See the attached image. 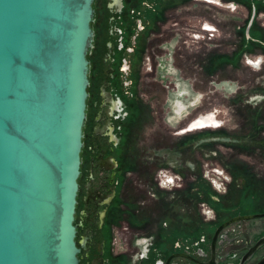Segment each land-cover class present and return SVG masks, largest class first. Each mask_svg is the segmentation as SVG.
<instances>
[{"label":"rangeland","instance_id":"374dc122","mask_svg":"<svg viewBox=\"0 0 264 264\" xmlns=\"http://www.w3.org/2000/svg\"><path fill=\"white\" fill-rule=\"evenodd\" d=\"M124 3L118 25L125 32V48L139 20L146 30L137 39L136 53L120 49L121 41L115 47L112 89L125 107L114 120L117 195L100 206L97 249H83L81 264H94L93 253L101 245L105 264H163L180 248L177 244L208 241L219 224L239 213L264 214V0ZM106 4H94L90 116L108 68L112 38ZM208 23L216 33L196 40ZM123 60L127 75L121 72ZM254 61L257 67L247 64ZM203 115L217 118L218 127L178 135ZM93 122L87 120L85 128L79 242L85 236L87 186L92 177L94 187L102 179L89 159ZM169 179L174 183H166ZM260 222L244 221L227 230L245 233Z\"/></svg>","mask_w":264,"mask_h":264},{"label":"water","instance_id":"95a60500","mask_svg":"<svg viewBox=\"0 0 264 264\" xmlns=\"http://www.w3.org/2000/svg\"><path fill=\"white\" fill-rule=\"evenodd\" d=\"M95 2L0 0V264H81L88 248L77 210Z\"/></svg>","mask_w":264,"mask_h":264},{"label":"flooded vegetation","instance_id":"af4514ba","mask_svg":"<svg viewBox=\"0 0 264 264\" xmlns=\"http://www.w3.org/2000/svg\"><path fill=\"white\" fill-rule=\"evenodd\" d=\"M105 7L106 13H108L107 31L112 38V40L107 42L108 58H106L105 61L108 64V68L105 72L103 84L100 89V100H97L95 103V115L90 116L88 113V121L93 119V125H95L92 130L93 134L89 148V159L92 161V171H101L102 175L100 184L97 187H94L96 179L92 177L91 183L93 185V194H89L87 186L86 195L84 196V204L87 206V209L84 214L85 219L82 226L85 229V236L83 238H88L87 245H89V247L87 250L91 251L92 249H97V244L99 242V232L97 231L101 222L96 217L97 212L102 204L112 202L117 195V192L113 190L116 184L115 179L117 170L120 165L118 162L119 159L114 155L115 146L119 144L115 135V131L118 127L114 120L120 117L117 113L120 112L121 109L123 111L125 107L122 102L117 101L116 94L112 89V81H114L115 76L111 70L112 65L116 62V59L114 58L116 54L115 47L121 41V44H119L120 49H126L130 54L136 53L138 44L137 39L140 34L146 30L143 22L139 20L133 41H131L130 47L126 46L125 48V44L123 43L126 41L125 32L118 25V17L125 8L124 0H107ZM205 26V29L202 30L205 34H197V37H195L196 40L202 39L209 33H216V28H214L212 24L208 23ZM207 27L213 28L214 31L207 30ZM210 36H213V34ZM126 61L127 60H123L124 66L122 65L121 72L127 75L129 66L127 67ZM247 64L250 65L249 62ZM125 79H127V77H125ZM183 109L184 108L181 107L179 111L181 112ZM214 120L215 123H218L217 118H214ZM102 121H105V124H101ZM213 126H216V124H211L209 121L202 119V117H198L191 121V123L184 129H181L178 135H185L190 132L199 131L203 128L216 129L218 127ZM87 196H89L88 202L86 201ZM101 213L102 212L98 214L101 216ZM262 213H264V211H262ZM244 215H261L259 218H252L245 221L260 220L261 222L254 228H245L246 232L240 234H234L227 230L229 227L237 224L234 223L223 229L218 235L215 244L213 243L215 234L221 225L236 217ZM230 220L219 224V226L216 227L212 238H209L208 241L203 239L201 242L195 241L189 243V245L186 243L180 245L177 244L180 248L170 253L163 261V264H264V214H260V212H256L254 215H251L250 212L239 213L238 215L233 216ZM100 228L103 227L100 225ZM87 230H90V236H88ZM203 242L204 244H202ZM102 247L105 249V246L101 245L100 251L98 253H93L95 256L93 259L94 264H100L97 260L101 257L105 260V250ZM102 251L104 252L103 254H101ZM156 262L158 263L159 261L156 260Z\"/></svg>","mask_w":264,"mask_h":264},{"label":"bare ground","instance_id":"6f19581e","mask_svg":"<svg viewBox=\"0 0 264 264\" xmlns=\"http://www.w3.org/2000/svg\"><path fill=\"white\" fill-rule=\"evenodd\" d=\"M207 30H213L211 27H207L206 28ZM214 31V30H213ZM252 66H255L257 67L258 66V62H249ZM215 117L213 116H210V115H207V116H204L202 117V119H204L205 121H209L211 124H215V120H214ZM199 120V119H198ZM211 127V126H210ZM213 127H216V126H213ZM170 182H174L173 180L169 179Z\"/></svg>","mask_w":264,"mask_h":264},{"label":"built area","instance_id":"2783aa9c","mask_svg":"<svg viewBox=\"0 0 264 264\" xmlns=\"http://www.w3.org/2000/svg\"><path fill=\"white\" fill-rule=\"evenodd\" d=\"M163 177H164V179L162 180V185L165 187V175H164ZM166 183L171 184V183H174V182H170V181L168 180ZM210 213H211V212H209V214H210Z\"/></svg>","mask_w":264,"mask_h":264},{"label":"trees","instance_id":"16d2710c","mask_svg":"<svg viewBox=\"0 0 264 264\" xmlns=\"http://www.w3.org/2000/svg\"><path fill=\"white\" fill-rule=\"evenodd\" d=\"M81 178H82V176H81ZM81 178H80V182H81ZM78 209H79V206H78ZM78 218H79V213H78V210H77V224L79 223Z\"/></svg>","mask_w":264,"mask_h":264},{"label":"crops","instance_id":"0c3cea01","mask_svg":"<svg viewBox=\"0 0 264 264\" xmlns=\"http://www.w3.org/2000/svg\"><path fill=\"white\" fill-rule=\"evenodd\" d=\"M203 116H205V115H203ZM203 116H202V117H203ZM200 117H201V116H200ZM197 118H198V117H197Z\"/></svg>","mask_w":264,"mask_h":264}]
</instances>
